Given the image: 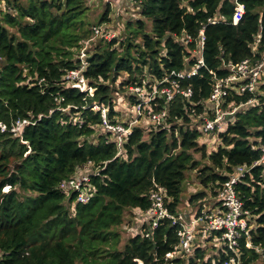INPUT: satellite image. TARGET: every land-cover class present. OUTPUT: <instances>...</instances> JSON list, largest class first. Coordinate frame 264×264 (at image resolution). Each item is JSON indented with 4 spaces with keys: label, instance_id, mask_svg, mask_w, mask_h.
Wrapping results in <instances>:
<instances>
[{
    "label": "trees",
    "instance_id": "trees-1",
    "mask_svg": "<svg viewBox=\"0 0 264 264\" xmlns=\"http://www.w3.org/2000/svg\"><path fill=\"white\" fill-rule=\"evenodd\" d=\"M239 1L245 12L233 24L235 0H135L140 8L135 35L102 38L83 63L80 50L91 32L88 0H0V122L7 127L0 129V264H225L235 255L232 250L219 247L209 255L200 243L186 259L166 258L179 242L178 227L170 220L152 229L145 218L123 246L116 227L127 211L149 209L157 186L165 187L168 208L176 213L191 170L215 198L239 165L251 167L236 189L254 224L249 237L240 239L238 264L264 261V163L252 167L264 144V85L253 103H247L252 94L232 90L226 105L240 108L210 133L217 143L209 153L211 164L199 168L194 156L201 151L206 156L200 126L209 113L211 71L227 76V64L264 54V0ZM221 15L227 23H209ZM147 18L153 20L152 32L146 31ZM203 27L205 65L178 80V88L191 89V95L177 93L145 105L146 112H166L161 124L147 115L139 118L119 146V131L107 128L103 109L107 123L118 124L121 113L112 95L122 74L119 86L129 90L137 115L140 99L133 88L149 85L151 90L158 81L175 79L173 71L193 69ZM139 36L143 43L137 54ZM146 67L152 78L148 85L142 77ZM74 70L93 94L68 77ZM165 85L176 90L169 80ZM23 119L29 123L15 136L10 129ZM88 161L99 170L91 176L93 196L88 203L76 202V195L59 184ZM207 196L198 191L191 200Z\"/></svg>",
    "mask_w": 264,
    "mask_h": 264
},
{
    "label": "built area",
    "instance_id": "built-area-1",
    "mask_svg": "<svg viewBox=\"0 0 264 264\" xmlns=\"http://www.w3.org/2000/svg\"><path fill=\"white\" fill-rule=\"evenodd\" d=\"M237 4V11L233 17V24H238L239 20L245 12L244 4L239 0H235ZM220 22L227 23V18L224 15L218 17L209 18V23L217 24ZM94 34L96 36L110 37V33L102 31L100 27L94 28ZM115 34L113 35V37ZM260 35L253 46L254 52L257 51V45L260 41ZM189 38V37H188ZM205 29L200 30L199 38V52L198 58L193 69H188L187 72H175L171 73V76H176L171 80L167 77L161 81H158L152 86L151 90L142 97V101L137 104V111L139 118L147 115L154 121L161 124V117L166 115L165 111L161 113H153L151 109L147 112L144 110V106L148 105L158 98H164L169 101L175 97L177 93L183 94L185 97L191 95V89L183 90L178 88V80L191 77L198 72V69L205 65L203 58V49L205 44ZM190 40V38H189ZM229 67V74L227 76H218L214 71H211L213 75V87L212 92L208 98L209 113L213 116L206 117L208 114H204L201 117L202 124L200 130L205 134H210L222 129V121L225 116L234 114L240 105L230 104V107L226 105L228 97L231 95L232 90L240 93L248 92L252 94V97L247 103H253L256 100V96L261 90V86L264 85V54L260 57L246 58L239 63H229L226 65ZM170 76V77H171ZM70 79H78L81 86L86 83L85 79L81 76L79 70H74L70 73ZM169 80L171 85L176 86V90L173 87L165 85ZM139 88V87H138ZM140 90V88H139ZM156 103V102H155ZM226 105V106H225ZM104 121L108 129L119 131L118 145H122V141L127 135L131 133V127H124L120 125H110ZM26 119L16 121L15 125L10 131L16 136L21 131L23 125L28 124ZM1 131L7 130L6 125L0 122ZM262 156L253 165L256 166L259 163H264V144L261 146ZM78 168V170H77ZM75 172L60 182L59 188L67 194H75L76 202L88 203L93 196V188L90 184L91 176L99 174L98 167L93 161H88L82 165L77 166ZM251 167L246 165H239L236 168L235 173L227 179L218 189L215 197V206L211 209H202L199 214L180 213L176 211L173 213L168 208L167 191L163 186H157L151 192L150 198L152 204L145 212H143L151 223V228L158 227L161 220H170L173 225H177V235L179 242L175 247V250L168 252L166 258H171L175 254H189L197 244V239L206 240L211 237H219L221 247H228L234 252V256H231L229 262L225 264H238L240 255V239L243 234L249 237V230L252 228V224L249 222V212L245 210L242 199L238 196L236 184L243 177ZM250 223V224H249ZM151 232H148L146 236H150ZM207 241V240H206ZM247 246H251V243L247 242ZM260 264H264V261Z\"/></svg>",
    "mask_w": 264,
    "mask_h": 264
},
{
    "label": "rangeland",
    "instance_id": "rangeland-1",
    "mask_svg": "<svg viewBox=\"0 0 264 264\" xmlns=\"http://www.w3.org/2000/svg\"><path fill=\"white\" fill-rule=\"evenodd\" d=\"M88 7H89V10L87 12L86 20L88 23L87 27L91 30V32L89 33L90 38H87L84 41V45L82 46L80 50V57L83 63H87L86 54L90 51L89 49L95 47L102 40V38L106 39V37L104 38L102 35L96 36L94 34L95 27H100L102 31H107L108 33H110L111 35L108 38V40H110L114 34H116L117 37H120L119 39H121L123 37L125 38V37H129L130 35H135L134 33H132V29L137 28L135 25V22H136L135 19H137V17L140 16L139 4L138 2H135V0H88ZM144 20L146 21V31L148 30V32H152L153 20L150 18H147ZM128 22L133 23L130 29H128V26H127ZM134 43L138 45V47H134L133 52L139 54L142 51V48H141L142 43H143L142 38H140V36L135 37ZM68 77L70 78V74L68 75ZM122 77L124 78V74H122ZM142 77H144L145 83H147L146 85H148L149 83H152V78L149 77V74H148V67H146V70L144 71V74L142 75ZM123 78H120L118 82L116 83L118 92H115L112 95L113 103L115 104L117 111L121 113V115L117 117L119 122L116 125L124 126L123 123L128 122L130 127H132L134 123H137V121L138 122L140 121L139 115H138L139 113L137 111V104L142 101V97L145 95V93H148L149 91L148 89H150V86L148 85L146 86V88L139 87L140 90L138 87L133 88L135 93H137V97L140 99V101L136 104V113H137L136 115L135 108L133 107L134 101L131 102L128 97L129 90H125L122 92L119 86V83L123 80ZM81 89L84 91L88 89L89 90L88 92L90 94H93L95 90L94 88H89L86 83L82 85ZM156 105H158V103H156ZM227 106L230 107V104H228ZM98 108L99 107H97V109ZM129 109H131V111H130V114L128 115ZM105 110H107V108L103 109V112ZM132 115L136 116L133 121L131 120ZM211 116H213L212 113H208L206 117L211 118ZM146 136H147V133H146ZM215 140L216 138H215V135L213 134H202L200 138V144L202 145L203 143H205L207 149H206V156H203L202 151L194 153L195 158L200 162L199 168H202L205 165L211 164V161L209 159V153L212 151V149L216 148L217 146V143H215ZM214 143L215 145H213ZM122 144H123V141H122ZM4 190L8 191L9 187L8 186L5 187ZM203 190L206 191L208 195L204 200L202 199H194V201L191 200V197L194 195V193L198 191H203ZM211 192L212 190L210 188H205L201 184L197 176V171L191 170L190 172L187 173L186 180L183 183L181 201L176 211L180 213H189V214L194 215V214H199L202 211V209L213 208L215 206V198L209 195L211 194ZM145 218H148V217L143 212L139 214L138 210H134V211L130 210L125 213L123 223L116 227V229L122 235V243H120L121 246H123L124 243L135 232L140 231L139 225L143 223L142 221L146 220ZM252 224H254L253 221H252ZM206 240L202 239L200 241L199 239H197L196 246L198 245V243H200V246L208 250L209 255H215L219 247L222 246L221 242L219 241V237H211L210 240L209 238H207ZM189 254H185V255L175 254L170 259H174V258L186 259Z\"/></svg>",
    "mask_w": 264,
    "mask_h": 264
}]
</instances>
